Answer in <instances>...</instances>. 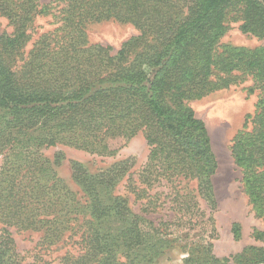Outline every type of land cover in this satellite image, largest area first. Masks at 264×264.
I'll use <instances>...</instances> for the list:
<instances>
[{
  "label": "trees",
  "instance_id": "1",
  "mask_svg": "<svg viewBox=\"0 0 264 264\" xmlns=\"http://www.w3.org/2000/svg\"><path fill=\"white\" fill-rule=\"evenodd\" d=\"M0 14L13 26L0 32V264H22L8 227L40 232L46 246L79 232L81 251L64 254L60 264L152 260L160 247L144 240L141 217L112 192L127 160L95 174L74 163L79 196L54 173L42 148L62 144L112 155L116 141L141 132L149 154L139 183L193 178L212 199L217 161L190 102L246 80L244 89L257 99L229 149L244 193L264 217V45L220 42L230 21L264 38V0H0ZM46 15L53 27L38 31L35 21ZM102 20L130 23L138 33L111 53L87 39L86 24ZM134 188L137 197L146 191ZM128 216L126 227L110 231L113 218ZM114 244L134 253L120 260ZM252 249L236 264H250Z\"/></svg>",
  "mask_w": 264,
  "mask_h": 264
},
{
  "label": "rangeland",
  "instance_id": "2",
  "mask_svg": "<svg viewBox=\"0 0 264 264\" xmlns=\"http://www.w3.org/2000/svg\"><path fill=\"white\" fill-rule=\"evenodd\" d=\"M39 1L48 3L52 0ZM35 24L40 25L38 31L52 28V17L39 16ZM2 31L10 33L13 26L0 14ZM85 31L89 43L107 45L111 53L138 33L132 24L115 20L87 23ZM220 42L253 48L264 45V38L243 33L237 21H230ZM249 83L246 80L232 84L190 102L195 115L206 124L217 161L210 182L212 199L207 196L208 189L198 187L193 178H161L149 187L139 183L138 174L146 168L149 154V145L141 132L128 141H116V151L112 155H98L62 144L42 148V153L51 161L54 173L79 196L80 187L73 176L74 163L95 174L120 160H127L126 170L112 192L126 198L131 212L141 217L138 222L144 240L148 244L155 242L160 247V252L152 260H142L138 264H200L203 255L227 258L236 264L238 257L251 248L254 249L251 250L250 264H264L261 260L263 254L259 252V249L264 250V236H256V231L264 232V217L257 215L244 193L241 170L234 163L229 149L231 138L242 128L246 114L253 112L255 107L256 94H248L244 89ZM135 185L146 188L139 197L134 194ZM130 221V216L124 220L113 218L109 223L110 231H119ZM233 227L237 229L235 232ZM8 230L13 239L12 249L18 253L17 258L22 264H60L64 254L76 255L81 251L79 232L70 234L67 231L61 241L46 246L39 241L40 232L15 227H8ZM67 235L70 237L63 241ZM114 245L120 260L126 261L129 254L134 253L133 250L126 253L122 246Z\"/></svg>",
  "mask_w": 264,
  "mask_h": 264
}]
</instances>
